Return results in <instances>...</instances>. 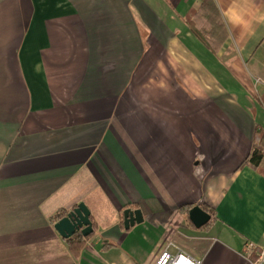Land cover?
<instances>
[{"label":"crops","instance_id":"0c3cea01","mask_svg":"<svg viewBox=\"0 0 264 264\" xmlns=\"http://www.w3.org/2000/svg\"><path fill=\"white\" fill-rule=\"evenodd\" d=\"M213 2L217 53L189 20L203 0H0V264L264 254V175L240 168L264 132V0ZM80 203L75 256L54 224ZM203 204L197 229L179 208Z\"/></svg>","mask_w":264,"mask_h":264},{"label":"trees","instance_id":"16d2710c","mask_svg":"<svg viewBox=\"0 0 264 264\" xmlns=\"http://www.w3.org/2000/svg\"><path fill=\"white\" fill-rule=\"evenodd\" d=\"M191 13V15H190ZM189 20H194V28L196 29V35L204 42V44L217 53L220 48L228 40V33H224L225 26L221 20L219 11L213 2V0H203V3L199 10L190 11ZM254 147L250 155L241 163L240 168L244 166H250L257 172L264 175V170L260 167V164L264 158V132L257 130L254 135ZM205 210L214 217V211L203 204ZM193 208V205H183L179 208L186 218L189 220V211ZM213 221H211L212 223ZM211 224L207 225L209 227ZM94 237L90 235L83 237L82 235H76L67 240V245L70 252L75 256L80 255L82 250L87 246L88 242Z\"/></svg>","mask_w":264,"mask_h":264},{"label":"water","instance_id":"95a60500","mask_svg":"<svg viewBox=\"0 0 264 264\" xmlns=\"http://www.w3.org/2000/svg\"><path fill=\"white\" fill-rule=\"evenodd\" d=\"M123 216L126 230L135 226L137 223L143 222V214L140 210L126 209ZM189 220L195 228L201 229L211 222L212 217L200 206H194L189 211ZM54 228L59 235L66 240L76 235H82L86 238L95 232L91 220V211L85 203H80L76 208L65 213L64 216L54 224Z\"/></svg>","mask_w":264,"mask_h":264},{"label":"built area","instance_id":"2783aa9c","mask_svg":"<svg viewBox=\"0 0 264 264\" xmlns=\"http://www.w3.org/2000/svg\"><path fill=\"white\" fill-rule=\"evenodd\" d=\"M169 248H174L175 254L165 251L156 264H204L203 260L196 259L182 250L176 240L170 243ZM253 248L254 245L248 244L246 246L247 253L250 254ZM252 264H264V254H260L258 260Z\"/></svg>","mask_w":264,"mask_h":264}]
</instances>
